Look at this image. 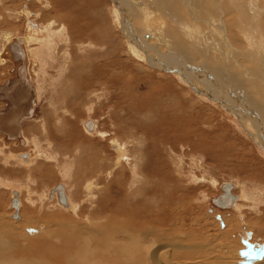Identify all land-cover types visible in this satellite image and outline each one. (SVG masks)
<instances>
[{
    "label": "rangeland",
    "instance_id": "1",
    "mask_svg": "<svg viewBox=\"0 0 264 264\" xmlns=\"http://www.w3.org/2000/svg\"><path fill=\"white\" fill-rule=\"evenodd\" d=\"M152 1L148 0L143 7L152 15L153 25L158 26L161 23L166 27L168 23L167 27L182 39L186 47L190 46L195 53L206 52L209 59H215L213 63L217 65L212 66L219 67L216 61L220 55V62L224 59H230L232 62L234 60L250 71L251 78L254 77L252 64L247 59L248 43L245 34L236 29L231 32L229 28L226 30L224 16L222 23H219L225 25V28L220 26L221 24L216 26L214 20L219 16L214 13L208 0H205L206 3L203 0L202 6L207 4L211 7L203 10L204 13L199 15L198 20H191L187 15V4L181 6L180 1L171 0L177 7V13L182 12L180 17L171 20V17L166 13L164 15V12L157 8V3V6H154ZM113 2L114 0H0V85L12 77L16 70L15 65L20 59L15 54V48L11 47L12 44L27 40L30 60L28 66L25 61L26 73L28 72L26 75L37 91L36 103L32 105L33 113L23 121L22 133L26 145L22 143L20 146L17 142L6 145L2 142L3 135L0 134V146H6L0 149V200L4 202L0 205V217H3L1 220L10 222L17 228L23 224L25 217H33L36 225L34 224L32 229L47 227L46 229L56 232L59 225L66 223L82 231L86 226V217L94 214L100 217L98 220L105 222L106 228H158L170 235H166L168 240L166 246L164 245L166 257L176 258L180 262L221 258L228 247L232 248L231 250L235 248L234 251L242 250L245 246L243 237L248 236L249 232L252 233L251 243L263 244L264 223L258 220L263 217L261 210L264 205L257 203L256 198L245 199V196L250 190L255 194L264 191V149L255 142L258 134L247 125V120H242L239 113V110L246 106L256 113L264 127V78H259L258 75L259 71L263 75L262 69L257 72L254 67L258 80L253 86L249 82L246 83L247 80L243 76L245 71L237 74L240 85L233 78L228 81L223 79L222 83L225 85L232 82L234 92L244 94L239 101L231 97L227 99V109L224 104L214 105L213 99L212 104L205 102L193 95L188 86L179 84L175 79L178 74H170L168 69L163 71L166 74L164 80H157L150 72L143 73L138 70L139 66L146 71L152 68L148 69L143 62L141 66L129 53L124 46L123 27L118 24L115 29L111 19L117 10L120 12L122 24L125 25L127 17L131 18L130 15L136 6L130 0H118L117 5ZM193 2L198 3V0ZM255 3L257 7H260V4L264 7V0H255ZM50 4L53 7L57 4L60 12L56 13L52 6L49 7ZM102 13L104 17L101 16ZM62 15L68 17L64 22L58 23ZM115 18L118 20V17ZM178 20L180 23L185 22L186 27H178ZM51 21L55 23L56 36L46 45L36 33L41 30L43 22ZM102 22L104 27L100 25ZM188 23L195 27L191 29ZM81 24L87 27L81 35L70 30ZM241 27L238 24L237 28ZM30 28L33 32H29ZM217 31L221 37L217 35ZM104 39L113 40L116 44L97 62L115 59L118 96L109 87L110 79L101 76L100 81L108 83L106 88L100 85L102 100L92 105H76V116L62 117L65 114L61 110L65 108V104L55 100L56 87L63 74H59L60 67H70L77 59L76 54H85L91 48L103 52L106 43L99 41ZM253 40L262 41L259 34L254 35ZM19 44L23 47L22 42ZM184 44L182 45L185 46ZM108 45L110 47V43ZM215 46L220 47V53L214 51ZM37 49L40 50L35 52ZM185 63L187 62L184 60L183 64ZM226 66L234 72L237 70V66L234 69L231 62ZM152 71L162 74L161 71ZM227 76L224 74V77ZM95 82L96 80L92 79L91 83ZM131 85L135 86L132 101L125 96ZM176 92L186 101L182 99L177 102ZM220 92L223 95L225 93L221 90ZM189 97L197 100L193 101L194 104L197 103L196 110L189 108ZM256 99L261 101L258 112L253 105ZM3 106L0 101V108ZM128 106L138 114L137 118ZM196 111L200 112L199 115ZM50 114L52 118L46 125H55V128L41 125L43 118H49ZM197 117L199 122H191ZM89 119L96 121V133L93 135L87 133L82 126L83 122ZM217 123L219 126L224 124L228 130H223L229 131L230 135L234 134V140L230 138V143L219 144L212 151V127ZM219 126L217 131L227 137L222 134ZM202 133L210 143L207 144L201 139ZM112 144H116L121 152L118 162ZM244 144L252 151H248ZM12 153L17 154L18 163L11 157ZM30 153L44 157H36L35 162L30 165L19 160L20 154H28L30 158ZM239 157L243 160H239ZM135 166H138L139 176ZM63 183L67 186L74 211L66 207L63 209L56 198L51 197L55 187ZM89 183L94 186L93 191L91 185L88 189ZM225 183L237 186L233 194L239 197V208L222 209L213 203L214 199L224 193ZM13 189L21 192L20 222L12 218L15 213L12 204L10 206L12 195L15 193ZM117 191L120 194H117ZM140 193L142 197L138 196ZM136 196L137 199H134ZM259 197H264V192ZM149 199H154L152 203L166 204V209L134 210V205ZM117 211L127 214L128 217H114L113 214ZM50 216H54V219L51 220ZM152 216H156L157 220H152ZM221 217L226 226L222 224ZM75 221L78 222L76 226L72 224ZM25 231L30 237L31 234ZM14 234L20 247L24 243L25 248L28 242H24L25 238L18 228ZM35 235L37 237V233L31 237ZM45 235L49 236V233ZM45 235L40 234L42 237H46ZM62 244L66 246L65 242ZM31 247L29 250L21 247L26 257L44 253L45 247L42 244H39L38 248Z\"/></svg>",
    "mask_w": 264,
    "mask_h": 264
},
{
    "label": "bare ground",
    "instance_id": "2",
    "mask_svg": "<svg viewBox=\"0 0 264 264\" xmlns=\"http://www.w3.org/2000/svg\"><path fill=\"white\" fill-rule=\"evenodd\" d=\"M130 1L136 6V8L130 15L131 18L127 17L131 20L130 24L128 19L125 21V25L122 24L120 12L117 10H115L114 18L118 17V20L116 18L114 19L113 17L111 19L115 29H117L116 25L118 24L123 27L125 36H123L125 38L124 46H126L129 53H131L133 57L137 59L141 66L144 65L148 69L149 67L152 68L146 71L143 69V67L140 68L139 66V71L143 73L150 72V74L153 75L157 80H164V76H166V74L163 71L168 69L172 72L168 73L178 74V76H175V79H177L179 84H184L185 86H188L189 89L193 92V95H197L199 99L201 98V100L211 104L213 99L215 101V104L213 103L214 105L224 104L223 106L226 109L228 103L227 99L231 97L233 100L239 101L241 97L244 96V94H241L242 92H234L232 89L233 86H231L232 82L230 81V85H225L222 83L223 79H225V81H228L232 80L231 78H233L236 80L237 84L240 85V82L237 80V74H242L243 71H245L243 76L247 80L246 83L249 82V84L253 86L255 81L258 80V75L259 78H264V7L262 4H260V7H257V3H255V0H208L210 2V5H212L214 13L219 16L214 20L215 25L221 24V19L224 16L223 21L225 22L226 28L224 27L225 25L223 26L221 24L220 26H223L226 30H228L229 28L230 32L233 31V29H236L242 34H245V39L248 43L247 59L250 64H252L251 69H253V76L255 77L251 78L250 71L246 67L241 66L234 60L232 62L230 59H224L223 62H220V55L218 61H216L219 67L216 68V66H212L213 64L217 65L216 63H213V60L215 61V59H209L207 56L208 54L206 52L195 53L193 52V49L190 46L186 47V45L182 43V39L178 38V36H176L177 34L175 35L171 28L167 27L168 23L167 25H165L166 27L161 25V23L158 24V26L156 24H152V15L150 14L148 9H145L143 7V5L146 4L148 0ZM177 1L181 2V6H183V4H187L189 11H186L188 12L187 15L191 17V20H198L199 15L204 13L203 10H207L208 7H211L207 4H205V6H202L203 0H198V3L193 2L196 0ZM152 2L154 6L158 5L157 8H160L164 12V15L166 13L168 17H171L170 20L175 18L177 19L178 17H180L179 14L182 13H177V7L171 0H167L166 3H164L165 0H153ZM113 3L115 5L119 4L118 0H114ZM51 6L53 7L52 4H50L49 7L51 8ZM53 9L56 13L60 12L57 7V4L55 7H53ZM25 13L27 15H30L28 12ZM101 16L104 17V14L102 13ZM67 17V15H62V17L58 19V23L64 22ZM220 21L221 23H219ZM173 23L176 24L175 22ZM238 24L242 26L240 29L237 28ZM100 25L102 27L105 26L104 22H102ZM178 25H181V27H186V23H180L179 20L177 21V26ZM189 25L191 29L195 27L193 26V24ZM54 26L55 23L53 21L43 22L41 30L36 33L45 44H50L56 36ZM85 28L87 27L81 24L79 25V27L77 25L75 27L70 28V30H72L76 34L81 35ZM217 30L219 31V29ZM218 31L216 32L217 35H219ZM29 32H33V29L30 28ZM225 32L226 31H224V33ZM257 34L260 35L262 39L261 42L253 40V36ZM225 36H223V39H225ZM118 39L120 38L118 37ZM26 41L20 40L18 42H15V44H12L13 46L11 47L13 49L15 48V54H17L20 59H18V64L15 65L16 70H14L12 77L7 82L5 81L4 84L0 85V101L4 104V106L0 108V134L3 135L1 136V138L3 139L2 142L4 144L6 143V145L11 144L13 142H17L21 146L22 143H25L26 139L22 133L23 121L24 119L30 118L28 115H31L33 113L32 105L36 103L37 91L35 85L32 81L27 79L28 77L25 79L23 74V72L25 73V75L28 73H26V64L28 66V61L30 60V58L28 59L30 53L28 52ZM21 42L23 44V47L19 44ZM99 42L106 43V48L103 49V52L95 48H91V50L85 54H81L79 56L76 54L75 57L77 59H74L75 63L70 67L61 66L59 69V74H63L60 76V83L57 84L56 87L55 100L58 103L63 102L62 104H65V108H63L62 110L60 109L65 114L62 117L66 116L73 118L74 116H76V105H82L85 103H89V105L91 103L92 105L94 102H99L100 100H102L103 94L100 85L106 88L108 86V83L101 82V76L109 78V87L112 89L115 95L118 96L119 94V86L116 80L117 64L115 59L113 58L102 63L97 62L98 59L104 57V53L106 51L114 48L116 42L108 39H104ZM108 43H110V47ZM182 44H184L185 46H183ZM189 49L191 51H189ZM213 49L217 52L220 51L219 46H215L213 47ZM39 50L37 49L35 52H38ZM184 60L185 62H187L185 63V65L183 64ZM228 62L232 63V67L234 69L237 66V70H235V72L232 68V71L231 69L227 68L226 65ZM254 67L256 68L257 72L262 69L261 71H263V75L260 74V71L257 75ZM153 69L159 72L161 71L162 74L153 72ZM76 70H79V72H76ZM12 72L13 71L11 70L10 73ZM156 73L158 77H156ZM224 74H227L228 76L224 77ZM92 79H95L96 82L91 83ZM27 81H30L32 83V85L34 86V91L28 86ZM262 84H264V79H262ZM95 87H98V89H96ZM134 87L135 86L131 85L129 90L125 93V96L128 100L131 97L134 98ZM12 89H14L15 95L12 93ZM37 90L40 91V88L37 87ZM220 90L222 92H225V97L220 92ZM262 96H264V94ZM33 98L34 100H32ZM132 98L130 99L131 101ZM192 98H194V96ZM182 99L185 100L176 92L177 102H181ZM191 100L192 99L190 97L189 99H187L190 105L189 108H191L192 110H196L195 107L197 103L194 104V99L192 100V104ZM133 104L134 106H136L135 103ZM253 105L255 111L258 112L261 108V101L259 102V100L256 99L255 102H253ZM128 108H130V111L133 114H136L135 112H133L134 110L131 106H128ZM196 113L199 115L200 112L196 111ZM239 113L242 120H247V125H249L254 130L255 134H258V137L255 138V142H257L264 149V127L259 118L257 117L256 113L253 112L251 109L246 108V106L240 109ZM262 113L264 116V106L262 109ZM137 116L138 114L134 115L135 118H137ZM51 118V114L49 118L44 117L41 122V125L44 124V126H47L49 128H55V125H46V122L51 120ZM198 119L199 117L191 120V122H199L200 120ZM82 126L87 133L92 135L96 133V121L94 119L84 121ZM218 126L219 124L217 123V125L212 127V151L214 150L215 146L219 144L230 143L232 136L234 135H230L229 131H224L223 129L227 128H225L224 124H220L219 127L222 130V134L226 135L227 137L222 136L220 132L217 131ZM200 137L204 142H207V144L210 143V140H208L207 136L203 133ZM244 146L248 151H252L248 145L244 144ZM2 147L5 148L6 146L2 145ZM2 147L0 146V149H3ZM112 148L117 154L118 162L120 160L121 152L116 144H112ZM27 155L23 156L20 154L18 158L29 162L28 165L34 163L36 157H44L41 154L34 155L30 153L29 158V155ZM16 156L17 154H11V157H13L14 160H16ZM238 159L241 161L243 160L241 157H239ZM135 169L137 171V176H139L140 172L138 170V166H135ZM225 184L232 185V188L229 191V195H231L235 200H230L231 198L227 195L228 199H224V202H226V204L230 203V206H219L215 204L214 201L213 203L217 207L222 209H226L229 207H238L237 202L239 201V197L233 194V190L237 186L232 183ZM89 185H91V190L93 191L94 186L89 183L88 189ZM13 192L15 193L12 195L13 197L11 199L12 201H10V206L12 204V207L15 209V213L14 215L12 214V218L20 222V209L22 205L20 198L21 192L17 189H13ZM223 192L224 193L222 195H226L224 188ZM263 192L264 191H259L258 194H255L254 192H252V190H250L248 193H246L245 199L256 198L257 203L264 205V197L258 198L259 195H263ZM116 193L120 194L119 191H117ZM138 196L142 197V193H140ZM51 197L56 198V201L62 205L60 207H62L63 209L64 207H66L67 209H72V211H74L75 207L70 202L66 184L63 183L56 186L51 194ZM134 199H137V196L134 197ZM172 200L174 199L172 198ZM153 201L154 199H149L143 201L140 204H136L134 205V210L140 211L145 208H150L156 211H163L164 209H166V204H163L162 202H160V204H157V202L152 203ZM3 204L4 202L0 200V205ZM261 213L263 214V217L259 219L258 222L264 223V209L261 210ZM113 216L118 218L128 217L127 214L118 211L115 212ZM49 218L53 220L54 216H50ZM1 219H3V217H0V264H243V262L246 260L241 255V251L245 249V246H243V249L238 251H234L235 248L234 250H231L232 248L229 247L226 248L221 258L214 257L212 258V260L210 259L208 261H202L201 259H198L199 261L193 260L194 262H191L190 260L180 262L176 258H172L169 256L166 257L165 255L164 245L165 243L167 244L166 241L168 240V237H170V235H167L165 230L158 228H144L139 230L125 229L122 227L106 228L105 222L103 220H98L100 219V217L94 214H91L86 217V226L83 228L82 231H78L74 226H69L64 222V224L61 223L62 225L58 226V230L56 232L46 229L47 227H38L39 229H32V227H34L33 225H36V222L33 221V217H25L22 221L23 224L17 228L19 229L20 233L24 236V242H28V245L23 248V243L21 244V247L25 250H29V248L32 249L31 246H35L34 248H38L39 244H42L45 247V249H43L44 253L42 255H32L31 257H26L25 252L19 245V240L15 239L14 231L17 230L16 226H12L14 224L2 221ZM151 219L157 220V217L152 216ZM221 222L223 225H225L223 220ZM72 224L76 226L78 225V222L75 221V223ZM25 230H27V232L31 234V236L37 233V237L36 235L33 237H29L26 234ZM47 233H49V236L45 235ZM40 234H44L46 237H42L40 236ZM247 235L248 236L243 237V240H248L249 242H251L250 240L252 238V233L249 232ZM63 242L66 243V246H63ZM168 244L171 245V243L169 242ZM252 244H254L255 247L259 249H262L264 247V243ZM238 255L240 257H238ZM252 264H264V256L260 259H256L255 261H253Z\"/></svg>",
    "mask_w": 264,
    "mask_h": 264
},
{
    "label": "water",
    "instance_id": "3",
    "mask_svg": "<svg viewBox=\"0 0 264 264\" xmlns=\"http://www.w3.org/2000/svg\"><path fill=\"white\" fill-rule=\"evenodd\" d=\"M23 74H24V78L26 79L27 75H25L24 72H23ZM23 74H22V78H23ZM27 84L34 91V86L32 85V83L30 81H27ZM12 93L15 95L14 89H12ZM223 188H224V191L226 192V195L220 196L217 200H214V203L219 205V206L228 207L231 204L230 203L226 204V202H224V199L225 200L228 199L227 195L231 198L230 200H232V201L235 200L231 195H229V191L231 190L232 185L225 184L223 186ZM243 243L245 245V249L243 251H241V255L246 259L243 262V264H252L253 261H255L256 259H260L264 256V247L262 249L256 248L255 245L252 244L251 242H249L248 240H244Z\"/></svg>",
    "mask_w": 264,
    "mask_h": 264
},
{
    "label": "crops",
    "instance_id": "4",
    "mask_svg": "<svg viewBox=\"0 0 264 264\" xmlns=\"http://www.w3.org/2000/svg\"><path fill=\"white\" fill-rule=\"evenodd\" d=\"M26 56H27V53H26ZM70 131H71V134H73V129H72V127L70 128ZM19 160L22 162V163H24V164H26V165H28L29 164V162H27V161H25V160H23V159H20L19 158ZM31 163V162H30ZM78 175V174H77ZM20 191V190H19Z\"/></svg>",
    "mask_w": 264,
    "mask_h": 264
},
{
    "label": "flooded vegetation",
    "instance_id": "5",
    "mask_svg": "<svg viewBox=\"0 0 264 264\" xmlns=\"http://www.w3.org/2000/svg\"><path fill=\"white\" fill-rule=\"evenodd\" d=\"M13 197V196H12ZM12 199V198H11Z\"/></svg>",
    "mask_w": 264,
    "mask_h": 264
}]
</instances>
